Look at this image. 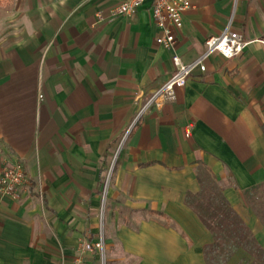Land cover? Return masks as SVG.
<instances>
[{"label": "crops", "instance_id": "0c3cea01", "mask_svg": "<svg viewBox=\"0 0 264 264\" xmlns=\"http://www.w3.org/2000/svg\"><path fill=\"white\" fill-rule=\"evenodd\" d=\"M122 1L0 0V171L19 159L27 177L18 200L0 196V264H73L101 231L104 193L108 264H207L214 235L187 196L209 181L264 248L248 201L264 187V0H191L184 62L228 26L250 44L211 56L132 128L176 66L152 0L115 16Z\"/></svg>", "mask_w": 264, "mask_h": 264}, {"label": "built area", "instance_id": "2783aa9c", "mask_svg": "<svg viewBox=\"0 0 264 264\" xmlns=\"http://www.w3.org/2000/svg\"><path fill=\"white\" fill-rule=\"evenodd\" d=\"M146 0H123L114 8L115 16L135 14ZM191 0H152V20L155 27L160 31L156 42L165 49L173 52L172 61L176 71L159 88L154 90L138 112L131 128L152 107H161L167 102L176 99L178 88L185 87L189 79L196 71L205 72L207 61L214 54H220L230 59L241 55L250 44L243 36L228 26L220 34L210 36L205 41L204 52L191 62H184L175 53L178 41V31L183 27L184 14L192 9ZM193 123L185 126L186 136H190ZM26 171L21 160L8 159L4 162L0 171V196L18 200L21 188L26 183ZM73 264H108L107 248L103 231L97 238H83L80 251Z\"/></svg>", "mask_w": 264, "mask_h": 264}, {"label": "trees", "instance_id": "16d2710c", "mask_svg": "<svg viewBox=\"0 0 264 264\" xmlns=\"http://www.w3.org/2000/svg\"><path fill=\"white\" fill-rule=\"evenodd\" d=\"M215 192L199 197L188 194L187 202L198 212L204 225L214 234V241L205 246L208 264H227L239 249L251 255L250 264H264V248L257 241L243 219L231 207L221 187Z\"/></svg>", "mask_w": 264, "mask_h": 264}, {"label": "rangeland", "instance_id": "374dc122", "mask_svg": "<svg viewBox=\"0 0 264 264\" xmlns=\"http://www.w3.org/2000/svg\"><path fill=\"white\" fill-rule=\"evenodd\" d=\"M116 159H117V152L114 153L113 161L116 160ZM112 170H113V168L111 167L110 170L107 172V175H106L105 180H104V190H105V192H106V190L108 189V187L110 185ZM213 192H215V186H214L213 183H210V181H209L207 183H204V185L201 186L200 192L197 195H199V197L201 198V197H203V196L205 197V196H207V195H209V194H211ZM248 201L252 205V207L255 210V212H257V214H258L257 216L261 219V221L264 222V187L258 188L257 190L253 191L250 195H248ZM105 204H106V194L104 193L103 194V205H102L103 208H102V211H101V223H102L101 224V230L103 231L104 238H105V231H104V226H105L104 225V208H105ZM195 212H197V211L195 210ZM197 214H198V212H197ZM202 223H203V221H202ZM105 242H106V239H105ZM234 254L231 256L230 259H232L234 257ZM239 258H240L239 262L230 263L229 262L230 259H229L227 264H250L251 263V259L247 255L245 257L240 256Z\"/></svg>", "mask_w": 264, "mask_h": 264}]
</instances>
